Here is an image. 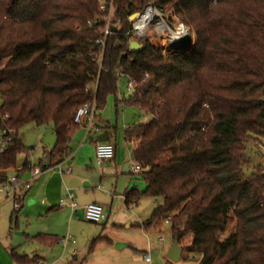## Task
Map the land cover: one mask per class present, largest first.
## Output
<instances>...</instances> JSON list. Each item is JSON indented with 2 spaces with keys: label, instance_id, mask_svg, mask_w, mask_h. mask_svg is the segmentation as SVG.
Instances as JSON below:
<instances>
[{
  "label": "trees",
  "instance_id": "16d2710c",
  "mask_svg": "<svg viewBox=\"0 0 264 264\" xmlns=\"http://www.w3.org/2000/svg\"><path fill=\"white\" fill-rule=\"evenodd\" d=\"M113 2L121 34L109 37L100 69L98 0H0V128L16 131L0 154V186L29 152L20 130L52 124L55 150L70 155L81 130L75 119L90 90L97 86L103 111L117 96L123 68L138 88L122 104L149 117L128 131L129 141H139L133 161L144 168L136 175L147 184L144 195L161 201L141 226L171 218L173 239H191L185 261L264 264V166L245 172L248 146L264 141V0ZM149 4L180 14L194 45L165 56L142 42L145 49L131 53L129 18ZM142 197L129 191L127 206ZM20 212L14 211L16 218ZM30 241L61 240L41 234ZM12 258L29 260L15 252Z\"/></svg>",
  "mask_w": 264,
  "mask_h": 264
},
{
  "label": "rangeland",
  "instance_id": "374dc122",
  "mask_svg": "<svg viewBox=\"0 0 264 264\" xmlns=\"http://www.w3.org/2000/svg\"><path fill=\"white\" fill-rule=\"evenodd\" d=\"M167 12L176 13L174 10ZM195 42L196 37L194 36ZM3 68L4 66L0 63V70ZM118 88L117 99L119 101L128 100L130 93L127 90L125 78L119 80ZM122 110L124 109L120 107V113L117 115L115 97L113 96L104 112L115 124L117 118L123 117ZM142 118H145L141 120L143 122L149 120V117ZM121 132L125 137L126 130ZM18 136L26 150L30 152L29 155L24 153L18 157L20 166L28 162L42 168L41 161L45 156L54 152L57 154L54 151L57 138L52 124L46 126L30 124L20 130ZM83 137L82 132L81 140ZM133 141L138 145L135 138ZM122 147L125 148L128 163L135 164L132 160L134 146L127 145L122 140ZM247 154L251 166L245 169V172L250 174L254 167L264 165V141L261 146L249 145ZM92 167L99 169L96 164H93ZM30 176V171H27L23 178L28 179ZM110 180L114 186H117L116 196L120 199L112 202V197L108 196L106 201L100 202L107 216V220L101 224L88 222L82 210L73 215L69 206L62 208L61 201L64 200L67 203L68 200L67 192L58 196L59 198L55 202V206L60 209L56 213L44 217H41L37 211H28L27 208L30 206L25 200L20 206V209L23 210L19 213L18 221H16L15 204L12 197L0 194V264H21L12 258L13 250L20 255H37L43 264H199L197 259L181 260L179 263L169 261L167 254L174 243L172 228L169 224L162 221L149 229L139 226L152 217L161 203V201L157 203L154 199L144 195L147 191V184L140 176L121 173L119 176L113 175ZM91 185L92 188H96L95 192L98 191L97 187L100 185L108 189L107 184L103 182H93ZM132 188L138 189L143 197L138 206L128 209L122 196ZM68 189L73 191L75 201L80 207L81 202L77 198L76 191L73 188ZM92 191L93 189H90L88 194ZM23 205L24 208H22ZM44 227L48 232H44ZM38 233L54 234L61 239L60 244L46 247L39 243H29L27 236H35ZM162 237L166 239L165 242L160 241ZM67 238H72V240L66 241ZM190 242L191 239L186 238L180 243L181 248L185 249ZM119 244L121 247H118ZM146 257H150L151 262H146Z\"/></svg>",
  "mask_w": 264,
  "mask_h": 264
},
{
  "label": "built area",
  "instance_id": "2783aa9c",
  "mask_svg": "<svg viewBox=\"0 0 264 264\" xmlns=\"http://www.w3.org/2000/svg\"><path fill=\"white\" fill-rule=\"evenodd\" d=\"M98 10L101 14V19L96 21L98 30L101 36L97 39L96 44L100 47L101 51L98 58L100 69H102L104 49L110 36L120 35L121 29L114 22L115 6L114 2L106 0H98ZM139 18L131 23L130 30L125 34L130 38V42L138 41L149 42L158 48L165 56L172 53H184L186 50H180L177 47H183L189 41L194 43V34L185 22L184 18L174 12H165L154 4H149L139 12ZM117 28L118 31L114 32L113 29ZM119 78H124V70L120 68L117 71ZM127 90L130 94L134 93L138 85L135 80L128 78ZM91 99L79 111L75 119V123L81 127L84 132V137L80 143V147L90 142L92 138L96 140V159L95 163L98 167L102 166L105 162L111 161L115 158V146L109 142H99L97 135L101 133V129L96 125L98 115L97 107V86L90 90ZM16 134L15 130L0 128V154L5 152L9 144L13 141ZM28 155L30 152L27 153ZM264 166V165H263ZM133 174H140L144 168L138 164H131L130 166ZM47 170H59L61 173L71 174L72 168L69 166L62 170V164H56L49 169L44 170L34 165L27 164V167L19 166L17 169L9 170L7 182L0 186V194L12 197L15 204V210H20L22 201H24L27 192L31 189L32 185L40 179ZM30 171L31 176L28 179L22 177ZM264 173V170H263ZM68 200L61 201V207L69 206L75 212L79 205L75 201L74 193L68 191ZM261 203L264 205V193L261 196ZM85 219L94 224H101L106 220L105 209L102 205L92 203L85 207ZM165 223L171 224V218H168ZM72 238H67L70 241ZM160 241L165 242L164 237ZM146 262H151L150 257L145 258Z\"/></svg>",
  "mask_w": 264,
  "mask_h": 264
},
{
  "label": "crops",
  "instance_id": "0c3cea01",
  "mask_svg": "<svg viewBox=\"0 0 264 264\" xmlns=\"http://www.w3.org/2000/svg\"><path fill=\"white\" fill-rule=\"evenodd\" d=\"M112 97L108 99L107 104L110 102ZM115 107L117 110V115H119L120 113V107L124 109L122 110V112H124L123 117L117 118L115 124H113L111 118L108 115H106L104 110L98 112L97 119H96V125L101 129V133L97 135V139H99V137L102 134H106L108 136L109 138L108 142L113 144L116 149L115 158L111 161L105 162L102 166L99 167L98 170L94 169V167L92 166L93 164H96L95 163L96 140L92 138L90 143L88 142L87 144L80 147V143L83 140V139L81 140V133L83 132V130L81 129L73 137L72 143L70 145V150H71L70 155H67V153L62 150L54 149V151H56L57 154H55V152L53 151L54 153L48 154L41 161V163L46 164L45 160H47V164L50 163L51 166H54L60 163L62 164V170L66 169L67 165H70V167L72 168V173L63 174L59 170H47L43 174V176L32 185L31 189L26 194L24 201L27 200L28 205L30 206L29 208H27L28 211L30 210L37 211L39 212V214H41L40 215L41 217L56 213L58 209L60 208L55 206V202L59 198L58 196H60L61 194H64L65 192L68 193V191H72V190H69L68 188H73L76 191L77 198L81 202V206L75 212L72 211L73 215L77 214L79 210H82L85 214L84 209L86 206L92 203L100 204V202L106 201V197L108 196L112 197V202L114 200L120 199V198H117L116 196L117 186H114L111 183V180H110L111 177H113V175L119 176L121 173L134 175L133 173H131L132 172L131 169L129 170L128 173H125L124 171L126 166L127 165L131 166V164L128 163V159H127L128 157H127L125 148L122 147V140H124V142L127 145L132 144L134 146L133 150H135L138 145L133 140L129 141L128 131L134 125H137L139 123H145L147 121H144V122L141 121L142 119H145V118H142L143 114L136 108L124 106L122 104V100L119 101L117 99V96L115 97ZM122 130H126L125 137L122 135V132H121ZM56 171H58L59 173ZM24 176L25 174L22 175V177ZM93 182H101V183L103 182L107 184L108 189H105L102 185H100L97 187L98 191L95 192L94 189L96 190V188H92V185H91ZM90 189L91 190L93 189V191L90 194H88ZM132 190L138 191V189L132 188L126 191L124 196H122V198L124 199V204L128 209H130L131 207H134V206L129 207L126 204V194ZM138 205H135V206H138ZM22 208H24V205L22 206ZM22 210L23 209H21V211ZM15 220L18 221V217L15 218ZM106 220H107V216H106ZM139 226H141V224ZM44 232H48V230L45 228ZM41 234L53 236L58 241L61 240L58 236L54 234L38 233L35 236L28 235L27 236L28 242L31 244L39 243L46 247H54L60 244V242L56 245H51V244H43L40 242L30 241L31 238H34ZM13 252L17 253L14 250ZM18 255L29 258L26 264H34V263L43 264V261L39 260L41 258L37 257V255H31V256H27L26 254L25 255L18 254Z\"/></svg>",
  "mask_w": 264,
  "mask_h": 264
},
{
  "label": "water",
  "instance_id": "95a60500",
  "mask_svg": "<svg viewBox=\"0 0 264 264\" xmlns=\"http://www.w3.org/2000/svg\"><path fill=\"white\" fill-rule=\"evenodd\" d=\"M139 16H140L139 13H135L134 15H132L129 18L130 23H134L139 18ZM113 31L117 32L118 29L114 28ZM193 45H194L193 41H189L188 44H186L185 46L177 47V48H179L180 50H186V49H190ZM129 49L131 53H139L142 52L145 49V47L143 44H141L138 41H132L129 44ZM108 141L109 138L106 134H102L99 137V142L107 143ZM45 163L47 164V160H45ZM129 170H130V165H127L124 171L125 173H128ZM118 247H121V244H119ZM182 256H183V249L179 244V240L176 239L174 240L172 247L168 251L167 258L169 259V261L173 263H179L182 260Z\"/></svg>",
  "mask_w": 264,
  "mask_h": 264
}]
</instances>
